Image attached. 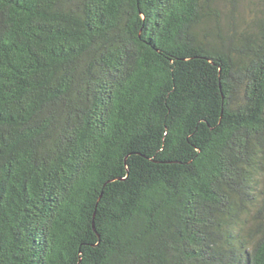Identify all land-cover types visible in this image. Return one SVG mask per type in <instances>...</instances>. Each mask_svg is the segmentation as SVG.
<instances>
[{
  "label": "trees",
  "instance_id": "16d2710c",
  "mask_svg": "<svg viewBox=\"0 0 264 264\" xmlns=\"http://www.w3.org/2000/svg\"><path fill=\"white\" fill-rule=\"evenodd\" d=\"M241 5L0 0V264H264V0Z\"/></svg>",
  "mask_w": 264,
  "mask_h": 264
},
{
  "label": "rangeland",
  "instance_id": "374dc122",
  "mask_svg": "<svg viewBox=\"0 0 264 264\" xmlns=\"http://www.w3.org/2000/svg\"><path fill=\"white\" fill-rule=\"evenodd\" d=\"M253 1H257V0H243V5L240 6L241 14L239 16H242V18L239 21V25L242 26V27H245V26L247 27L248 26L247 22H249L250 19H251L252 10L254 11V9L252 8V2ZM223 7H224V10L226 8L229 9V4H227V5L223 6ZM228 9H226V10H228Z\"/></svg>",
  "mask_w": 264,
  "mask_h": 264
}]
</instances>
